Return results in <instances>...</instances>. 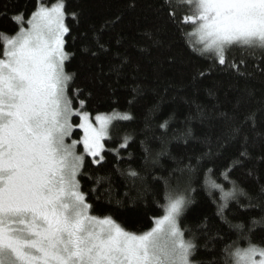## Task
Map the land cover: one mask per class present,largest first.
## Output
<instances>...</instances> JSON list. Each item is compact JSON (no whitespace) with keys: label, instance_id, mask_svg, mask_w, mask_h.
Segmentation results:
<instances>
[{"label":"trees","instance_id":"16d2710c","mask_svg":"<svg viewBox=\"0 0 264 264\" xmlns=\"http://www.w3.org/2000/svg\"><path fill=\"white\" fill-rule=\"evenodd\" d=\"M41 1L51 5L59 0H0V33L17 32L11 17L21 13L27 19ZM63 1L69 29L65 50L70 56L65 70L74 74L69 96L84 102L74 98L72 107L94 116L119 111L130 117L113 125L99 164L85 156L83 173L90 179H80L82 189L96 188L97 178H102L97 191L100 200H89L92 214H110L127 230L143 233L164 215L167 193L190 188L186 195L191 203L181 214L180 226L196 245L193 262L222 264L223 249L239 238L224 217L249 226L253 219L264 217V196L259 195L264 187V74L260 71L264 53L240 47L231 50L232 63L246 62V69L239 68L247 72L242 76L193 50L200 46L186 34L193 32L194 25L180 20L191 14L188 8L176 9L177 19L172 21L163 10L164 0ZM150 34L162 44L153 43ZM201 71L207 75L197 76ZM223 113L230 119L224 120ZM252 113L256 114L255 130L249 121L240 137L232 140L231 129ZM166 121L167 128L160 127ZM72 124L74 138L81 140L79 118L74 117ZM189 128L192 135L186 136ZM245 141L249 158L243 167L232 170ZM77 151L83 152L82 144ZM130 171L138 175L133 177ZM209 181L220 184L223 191L231 190L235 182L262 207L242 208L249 200L240 196L239 203L229 199L224 215H218L223 193ZM109 188L111 197L105 195ZM251 240L264 246V226L253 231ZM238 246L247 247V243L240 240Z\"/></svg>","mask_w":264,"mask_h":264},{"label":"snow or ice","instance_id":"6c2138e0","mask_svg":"<svg viewBox=\"0 0 264 264\" xmlns=\"http://www.w3.org/2000/svg\"><path fill=\"white\" fill-rule=\"evenodd\" d=\"M178 8L191 10L180 18L183 24L194 25V31L186 35L199 37L201 47L193 50L210 56L213 64L234 68L243 76L247 72L239 68L244 65L246 69V62L232 63L228 58L231 50L240 47L264 53V0H164L163 10L170 20L177 19ZM64 9L65 4L59 2L38 6L27 19L15 13L11 18L18 31L0 33V264H193L196 245L185 240L180 226L181 214L191 203L186 195L190 188L167 193L166 214L142 234L127 230L110 214H92L89 200H100L97 191L102 178H97L96 188L82 189L80 179H90L83 173L84 159L90 156L97 164L103 160L102 140L112 117L97 115L96 127L88 112L75 113L82 116L78 127L84 135L66 143L73 131V99L84 102L69 96L74 74L65 71L70 56L64 50V36L69 32ZM24 23L29 27H22ZM150 38L162 44L155 35L150 34ZM98 47L103 49V45ZM260 62L264 63V56ZM260 71L264 74V69ZM221 115L226 121L230 119L227 113ZM249 121L255 130L256 114L252 113L231 129L232 140L240 137ZM167 123L160 127L167 128ZM185 135L191 136L192 130ZM261 136L264 138V133ZM77 144L83 145L82 154L76 152ZM243 147L232 170L243 167L249 158L247 141ZM189 171L194 169L189 166ZM130 175L138 174L130 171ZM209 182L223 193L218 215H224L229 199L239 203L240 196L249 200L242 208L262 207L235 182L229 191ZM111 193V188L105 191L109 197ZM259 195L264 196V187ZM255 199L259 201V196ZM224 222L237 230L239 238L223 249L222 264H264V246L251 240L253 231L264 226V217L253 219L250 226L233 224L226 216ZM240 240L247 247H239Z\"/></svg>","mask_w":264,"mask_h":264},{"label":"rangeland","instance_id":"374dc122","mask_svg":"<svg viewBox=\"0 0 264 264\" xmlns=\"http://www.w3.org/2000/svg\"><path fill=\"white\" fill-rule=\"evenodd\" d=\"M59 2H63L64 3V1L63 0H59V1H57V2H55L54 4H56V3H59ZM54 4H51V5H48V4H46V3H44L43 1H41L40 2V4H39V6L40 5H43V6H48V7H51V6H53ZM64 11H65V9H64ZM64 23L66 24V26H67V23H66V11H65V21H64ZM22 27H25V28H27V27H29L28 25H27V23H25V24H23L22 25ZM194 31V30H193ZM65 36H66V34H65ZM65 36H64V41H65ZM192 38H193V40L200 46V44L198 43V41H199V37H197V36H195V35H192ZM201 47V46H200ZM64 50H65V43H64ZM66 51V50H65ZM66 62V61H65ZM66 71V70H65ZM74 109V108H73ZM82 112H87V111H85V110H82V109H74V114L72 115V117H71V122H73V118L74 117H78L79 118V124L80 123H82V116H80V115H77V114H75V113H82ZM89 113V112H88ZM97 115H100V116H109V117H112V122L110 123V125L108 126V129H107V135L105 136V138L102 140V144H103V151H104V149H105V140L108 138V137H110V135H111V129H112V127H113V125L115 124V123H117L118 121H123V120H126V119H124V117L125 116H128V114H125V113H122V112H110V113H100V114H97ZM97 115H91L90 113H89V118H90V120H91V122H92V124L94 125V126H96V127H99V122L95 119V117L97 116ZM129 117V116H128ZM77 128H79V127H77ZM74 129H76V127H73V131H72V135L69 137V138H67L66 139V143H71L72 141H74V140H76L75 138H74V136H73V132H74ZM79 129H81V128H79ZM82 130V132H83V129H81ZM83 135H84V133L82 134V137H83ZM82 139V138H81ZM79 146V144H77V146H76V152L78 153V154H82V153H79L78 151H77V147ZM83 146V145H82ZM102 155H103V152H102ZM86 156V155H85ZM174 193H177V192H174ZM166 214V212L164 213V215ZM163 215V216H164ZM162 216V217H163ZM162 217H160V218H162ZM159 218V219H160ZM156 225H154V227H155ZM139 234H142V233H139ZM184 238H185V240H191L190 238H186L185 237V235H184ZM191 241H193V240H191ZM191 259H192V261H193V258L191 257ZM232 259H234V258H232ZM193 264H194V262H193Z\"/></svg>","mask_w":264,"mask_h":264}]
</instances>
